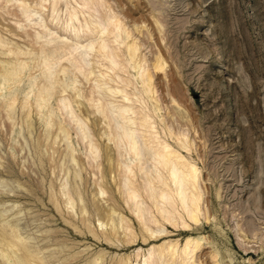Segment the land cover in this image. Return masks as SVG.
Segmentation results:
<instances>
[{
	"label": "rangeland",
	"instance_id": "rangeland-1",
	"mask_svg": "<svg viewBox=\"0 0 264 264\" xmlns=\"http://www.w3.org/2000/svg\"><path fill=\"white\" fill-rule=\"evenodd\" d=\"M52 1L47 0L40 9L34 5L36 0H0V33L17 43L29 44V50L44 46L39 56H45L46 52L51 55L48 67L63 77L65 88L54 83L55 90L44 111L50 107L48 112L54 121L69 128V141L82 161L81 166L77 161H69L72 169L75 167L82 176L78 180L80 196H76L73 205H66L58 193L57 197L55 191L60 183H70V175L64 174V167H58L64 164L65 157L56 163L58 156L52 152L50 142L43 145L46 148L42 147V155L33 148L34 134L42 131L46 113L36 110L35 97L29 93L34 105L30 107V121L35 127L29 134L32 137L25 131V121V125L20 122V107H16L13 119L6 116L4 108L0 110V230L18 226L19 234L30 241L32 248H37L47 264H84L99 252L103 254L96 264H115L117 259L127 257L128 264H143L152 244L177 240L181 246L189 234L163 224L151 200L141 196L138 198L148 207L142 212L146 225L148 219L157 220L158 223L148 220L149 227L156 233L168 231L160 240L142 243L148 225L141 230L121 198L119 184H114L113 177L103 175L106 144L111 146L115 160L130 155L115 145L123 144V140L115 138L114 143L107 139L106 129L115 128L118 123L114 122L117 121L114 110H107L113 116L110 124L107 118L93 112L98 94L92 90L94 78H90L89 70L92 65L97 74L106 70L110 59H103L88 45L92 39H98L95 34L80 28V37L75 40L69 30L91 13L92 18L102 20L108 34L112 25L107 17L117 14L120 30L107 36L111 48L120 50H117L120 64L115 68L119 76L115 79L121 80V76L131 79L132 84L127 87L130 92L142 87L141 74L147 79L151 73V82L146 84L148 93L142 96L141 104L149 111L147 117L155 121V133L180 149L200 170L199 220L190 227L191 234L202 239L195 263L264 264V0H57L60 20L67 17L71 7L75 8V19L53 24L45 18L43 30L40 21L51 12L48 4ZM29 8L36 12L26 19L24 11ZM121 40L125 43H118ZM133 43L138 51L135 58L128 59L125 46ZM157 58L163 60L161 70L154 68ZM135 62L141 63L143 69L135 68ZM60 66L66 70L65 75L56 69ZM70 70L76 72L74 83L68 81L70 77L74 79ZM42 73L31 64L25 67L20 76V98L29 90L31 81ZM73 87L77 88L76 94ZM9 90L0 83V93L5 96ZM114 98V103L120 102L119 95ZM137 136L141 145L142 137L139 133ZM180 139L189 150L179 147ZM57 145L60 150L65 148L62 140L54 147ZM143 178L140 176L138 180L146 181ZM139 181L143 187L145 183ZM50 182H56L57 187ZM120 187L126 190L122 182ZM95 202L105 207V211L114 207L124 217L123 226L132 222L129 224L133 231L131 227L130 230L120 227L116 236L121 235V239L105 238L107 235L102 232L109 224L105 221L99 224ZM130 231H135L132 235L136 242L123 244V236L127 237ZM5 263L8 261L0 262Z\"/></svg>",
	"mask_w": 264,
	"mask_h": 264
},
{
	"label": "bare ground",
	"instance_id": "bare-ground-1",
	"mask_svg": "<svg viewBox=\"0 0 264 264\" xmlns=\"http://www.w3.org/2000/svg\"><path fill=\"white\" fill-rule=\"evenodd\" d=\"M46 3L47 0H36L34 5H38L40 9H42L44 6H46ZM50 4L51 5L48 4V7L50 6L51 12L46 14L45 17L43 16L41 18V21L39 20L41 29L44 30V27H46L45 26L46 24L44 23L45 18L48 19V21L50 20L51 22H53V24L54 22L56 24H60L62 22L65 23L73 22L76 16V13L74 11L75 8L71 7L69 9L67 17L64 20H60L61 18H59L57 15V11H58L57 0H53L52 3ZM32 12H36L34 8L26 9L24 11L25 18L29 19L30 16L32 15ZM107 22L112 25L111 26L112 29H108L107 31L108 34L105 32L106 29L103 26L102 20L100 19L97 20L92 18V15L90 13L88 18L85 17L83 22H80V24L74 26L72 30H69V33L71 32L70 34L73 35L72 37L75 40H78L80 37L78 33V30L80 28L85 31H88L89 34L91 35L95 34L94 36L98 39H95L96 41L92 39V41L88 45L91 47V49L97 52V54L103 59H107V58L110 59L108 65L106 66L107 67L106 70L104 71L100 70L97 74V72L93 68L94 67L93 65L92 67H90L89 70V76L91 75L90 78L92 79L94 78V84L92 90L94 93L98 94L96 101L94 100L97 103L93 101L95 107L93 112H97L98 114L102 115L104 118H107L109 120L108 123L110 124L111 117L113 116H109L107 110L108 109L114 110L115 112L114 118H117V121L114 122L115 124L117 122L118 123L115 128L109 126L110 129L109 130L106 129L105 133L107 135V139L114 143H115L114 141L115 138L123 140V144L118 145L117 143H115V145L118 146L120 150L124 149L130 155L127 159H123L121 156V157H117L115 160L110 152L112 149L111 146L109 144H106L104 147V155L107 160V164L104 167L103 175L110 176V178L113 177L114 184L115 183L119 184L121 198H123V201H125L126 206L130 209L129 210L130 213L133 214L134 218L140 225L142 231L148 225V220H149V219L146 220L147 221V225H146V222L144 221V219H142V212L146 211L148 207L144 206L143 201L141 200V198L138 197L145 196L146 198L151 200L149 201L153 204L152 206H154L158 211L159 215L162 216L163 224H165L167 227H172L174 230H177L181 233L182 232L189 233L187 236H185L184 242L181 246L177 245L178 243L177 240L175 241L164 240L160 244H152L150 246V251L148 255L144 256L142 260L143 264H196L195 255L196 253H198L199 249L202 246L201 244L202 239L200 240L199 237L192 235L191 233L193 231L190 227L191 224H196L199 220V213H200V208H199L200 189L198 188L199 187L198 179L200 174L199 167L195 162L191 161L185 155H183L179 151L180 149L178 150L172 147L169 143L166 142V140L164 141L163 139H161V136L159 139V136L157 135V133H155L157 132L156 130H154V125H153L155 121L150 116L147 117L148 115L147 112L149 111L145 110V108L141 104L143 100L142 96L148 93L147 85H149L151 82V77H152L151 73L148 71L149 73L147 75V79L146 77H144L143 75L144 73L141 74L140 76L141 80L140 79L139 80L142 82V87L140 86L139 88H133L131 89L130 92L128 91L127 87L132 84L131 79L122 78V76H121V80L115 79L116 76H119L118 72H116L118 71V68L117 70L115 68L120 64L117 59L118 58L117 52L120 50H118L119 47L111 48L107 36L109 34L115 35L117 33L116 30L119 29L121 23L119 17H117V14L109 15L107 17ZM34 32L37 33V30ZM118 43H125V41L122 42L121 40V42ZM28 46L29 44H25V43L20 44L7 37L2 36V34L0 35V83L10 88V90L6 93L5 96L2 93H0V98L2 97V100H0V110L4 108L5 109L4 111L6 112V116L10 119H13L15 118V112L17 111L15 110L16 107L17 106L20 107L21 109L20 122L22 120L24 125L26 123V130L25 129L24 130L27 131L29 135L34 132L35 127L32 124L33 122L30 121L31 120L30 107L33 105V103L28 94L32 93L34 95L35 97L34 100L36 102L35 103L36 110L38 112H41L44 111L45 107L49 106V99L55 90L54 83L58 82L57 84L64 86L63 88H65V84L62 75L57 76L58 73L57 74L54 73V71L56 70L48 67L51 66L50 64L51 55H49L45 51L46 53H43L45 54V56L43 57L39 56V54L43 52L44 46L43 47L38 46L39 48H35L33 50L32 49L29 50ZM125 47L127 49V53H128L127 57H129L128 59L135 58L138 51L137 44L136 43H133L132 45L126 44ZM162 61L163 60L157 58L155 63H153L154 68H156L157 70H161L164 66L163 65L164 63ZM72 63L73 60L71 61V64ZM135 63H136L134 65L135 68L139 69V71L143 69L141 63L140 64L138 62ZM30 64L33 65V68L40 69L41 71H43V73L41 76L35 79L33 78L34 80L31 81L32 83H30L28 87L29 90L22 96V98H20L19 87H20V82H22L20 76L22 75L21 73L24 71L25 67ZM62 68L64 67L60 66L59 68L56 69L62 70L63 74L65 75L66 70ZM139 71L137 73H139ZM71 74L74 79L70 77L68 81L70 83H74L76 81L75 79L76 72L72 70ZM25 90L27 89L25 88ZM72 90L76 94L77 88L73 87ZM61 92L62 90L60 91V93ZM117 95L120 96V102L114 103L115 101L114 97H116ZM132 96H134V98ZM139 106L142 108L140 109ZM49 108L47 109L46 112L45 111L42 112V114L46 113L45 122L42 124L43 125L42 131H40L41 129L38 128L40 130L36 132L37 134H34V136L36 135L35 138L36 140L34 139L36 143L34 142L35 147L33 148H35V150L38 149L36 151H38V153L42 155L44 154L42 147H45L43 145H46V143L48 144L50 142V145L52 146L51 147L52 152L53 153L56 152L58 156L57 158L58 160H56V163H59L62 156L64 155L65 162L64 164L62 163L58 164V167L60 166L61 169L62 167H64V174H66L67 176L70 175V183L67 185H65L64 183L62 184L60 183L59 189H57L55 192L56 194L58 193L59 195H61L60 198H62L63 196L64 198L63 202L66 205L68 204L73 205L76 202V196L79 195L80 183L78 182V180H81L82 176L78 171L75 170V167H73L74 170L72 169L71 165L69 164V161L71 162L77 161L80 166L82 165V161H80V159L76 156L77 154H75L74 149L69 141L70 140L69 128L66 125L62 124L61 122L54 121V116L48 112ZM138 133L142 137L141 145L138 144V139H137ZM83 134L86 136L87 132L83 131ZM61 140L65 145V148L63 150H60L58 145L54 147V145L56 143L59 144ZM31 141L33 140L31 139ZM177 144L182 149L183 148H185L186 150L188 149V146L184 144L181 139ZM91 148H93V144H91ZM142 152L143 155L141 154ZM39 154H36L37 157ZM49 159L50 158L48 157V160ZM66 160H68V163H66ZM51 161L55 162V159H52ZM154 166H156V168ZM117 175L120 177L118 178L119 181L118 179H116ZM140 176L142 178L144 177L143 180L146 179V181L144 180L143 182L141 179V182L145 183L143 187H141L142 185L138 183V181L140 180L139 179ZM121 182L126 186V190L122 189L121 188L122 186L120 187ZM55 183L50 182L52 187L55 186ZM151 184L153 185L151 186ZM105 186L108 187L109 191H112L110 185L108 186V184H106ZM52 187H50V189H52ZM55 187H57V185ZM92 193L93 195L96 194V192L95 193L92 192ZM51 197L53 196L51 195ZM148 199H146V202ZM56 202H57L56 205H58L57 200ZM56 202L54 201L53 203ZM113 208L114 207H109L105 211V207L103 208L102 206H99L97 202H95L94 210H96V213L99 218L98 220H101V222L99 221V224H102L103 221H105L107 225L109 224V227L106 228L102 233H105L107 235V237L105 238L110 239V241L114 237L115 238L118 237L116 236V234H118L119 230H121L120 227H124L123 229L130 230L131 227L130 224L132 223L127 221L128 223L125 222V226H123L124 217L122 218L121 216H119V213L118 212L116 213V209L114 210ZM120 214L122 215V213ZM0 215H1V211H0ZM179 219L181 220L180 222L178 221ZM149 221L156 223L157 220L155 221L152 219ZM159 221L161 222V220ZM147 227H149V225ZM18 230L19 227L16 225H12L9 226V228L6 227L0 230V242L2 241V244L0 243L2 245V247H0V259L8 261L7 264H47L43 260L42 255H40V252L38 253L36 251L37 248H32L30 246V241L22 237L19 234ZM131 230L133 231L132 227ZM134 232L131 233L130 231L128 232V234L126 233L127 237L123 236L121 242L122 243L127 242L128 245L131 243H135L136 237L133 236ZM167 232H164L165 234H162L163 232L156 233L155 230L152 229V227L151 228L149 227V229H146V233L144 234L141 233L142 234L141 242L150 243L152 241L160 240V238L162 239L163 237H166ZM94 235H96L95 232ZM120 237L121 235L118 238ZM102 254L103 253L99 252L97 256L94 257L92 256L93 258L88 259L84 264H96V260L102 258ZM126 259L127 260H125L124 258L119 260L117 259L114 262L115 264H128V257ZM214 264H219V263L215 261Z\"/></svg>",
	"mask_w": 264,
	"mask_h": 264
}]
</instances>
